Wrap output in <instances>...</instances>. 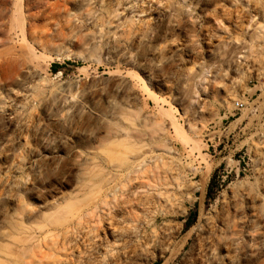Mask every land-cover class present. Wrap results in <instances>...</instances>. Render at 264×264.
<instances>
[{
	"label": "rangeland",
	"instance_id": "1",
	"mask_svg": "<svg viewBox=\"0 0 264 264\" xmlns=\"http://www.w3.org/2000/svg\"><path fill=\"white\" fill-rule=\"evenodd\" d=\"M168 1L0 0V229L11 218L35 231V264L83 254L202 264L197 239L209 217L238 204L235 220L264 223V2ZM134 144L166 170L130 181L125 210L108 184L127 183L114 159ZM144 182L162 187L146 205L136 201L148 195ZM80 188L86 201L70 197ZM106 193L119 225L140 231L129 247L95 218L73 225L86 239L79 249L53 230L41 235Z\"/></svg>",
	"mask_w": 264,
	"mask_h": 264
},
{
	"label": "bare ground",
	"instance_id": "2",
	"mask_svg": "<svg viewBox=\"0 0 264 264\" xmlns=\"http://www.w3.org/2000/svg\"><path fill=\"white\" fill-rule=\"evenodd\" d=\"M210 1L213 2L216 0ZM257 1L264 2V0ZM171 3L172 1L169 0L167 5L171 6ZM37 7L39 8V11L35 15H32L33 18H37L42 14H45L46 9L49 6L44 4L42 6L38 5ZM141 12H145V10H142ZM237 14L239 16L244 15L245 11H238ZM22 25L23 29H25V22H23ZM141 81L142 87L146 91L151 92L152 90L149 83L145 79H142ZM176 125L178 126L177 123ZM181 130L182 128L180 131ZM182 131L180 132L181 134L183 133ZM144 147V145L134 144L131 148H129V150L124 152L125 155L122 158L114 159L117 160L120 165L126 166L129 169L127 171L130 173L127 183H121L120 185L119 183L113 184L112 182H109L108 184L109 191H116L114 194L115 196L113 194L112 195L114 206L117 208L124 207L126 210L124 205L134 201L133 198L127 195L125 189L130 181L137 178L140 179L145 176L148 177V175H158L161 172V169L166 170L165 165L156 162L157 159L155 161H151L153 158H156L154 152L146 151L144 153H139V151ZM141 184L147 186L149 191L145 200L136 198V201L139 204L146 205L156 196V194L157 196L162 195L161 191H158V188L162 189L159 183L153 184V186H151L149 182ZM81 189L82 188L70 195V197L75 198L77 201H86V198H80V195L82 194L80 191ZM155 190L157 193H154ZM118 192H120V195H118ZM107 197L108 194L106 193L105 198H103L99 204H95L97 201H94L95 203L89 204V206L85 209L81 208L76 212H71V214L64 215L63 217H57L54 219L53 223L56 224L53 227L46 229V226H42L41 235L44 232H52L53 230L57 236L62 235L67 241H70L72 243V247L79 249V247L85 243L86 239L81 235L80 230L74 229V226H83L86 220H92V218H95L98 224L103 223L107 226L109 234L105 232L106 237L110 236L114 241L126 240V247H129L131 239L134 236L138 237L140 235V231L136 227L131 229L128 224H126L128 227L119 225L123 223L120 221L117 222V219L112 215L111 203L108 201ZM1 199L2 197H0V200ZM73 203L76 204L77 202ZM255 210L257 209L255 208ZM235 211L236 213L233 214L228 208L221 216H212L208 218L207 229L198 234V253L196 255L197 257H195L196 260H201L202 264H253L264 255V223H262L261 216L256 214L255 218L240 221L239 219L243 217L242 213L245 212V210H240L238 204H236ZM127 212L129 211H126L125 213L127 214ZM124 214L122 215L123 218H125ZM240 214L242 216L241 218L239 217V221L235 220ZM128 216L131 219L136 218L134 211L129 212ZM13 222V219L7 218L2 226L3 229H0V264H35V259L38 258L35 247L38 245L33 244L34 247H32V242L35 239L36 232L31 229L18 228ZM258 228L263 229L260 233L261 236L256 233ZM249 229H253V232H250ZM17 235L22 236L17 237ZM259 237H262L261 241L257 242L256 240ZM18 242L23 245V248L17 251L14 246L15 243ZM148 242V239L144 242L140 241V246L146 245ZM100 247L101 246H97L95 250L99 251ZM194 247L195 246L192 248ZM16 254H18V256H16ZM106 258L107 256L105 259ZM47 259L49 260L48 264H59V259L57 258ZM103 261L104 259L99 255H90L86 258V255L83 254L80 255L79 259H77V261L75 260L73 264H103ZM45 262V260H38L39 264H45ZM107 264H112V261H108ZM183 264H189V257Z\"/></svg>",
	"mask_w": 264,
	"mask_h": 264
},
{
	"label": "trees",
	"instance_id": "3",
	"mask_svg": "<svg viewBox=\"0 0 264 264\" xmlns=\"http://www.w3.org/2000/svg\"><path fill=\"white\" fill-rule=\"evenodd\" d=\"M59 65H55V67H53V70H55V71H57V70H59ZM211 184H212V182H211ZM208 194L210 195V196H212V189L209 187V189H208ZM194 220V219H193ZM192 223V221L189 223V222H187V226H189L190 224ZM156 264V263H155Z\"/></svg>",
	"mask_w": 264,
	"mask_h": 264
},
{
	"label": "built area",
	"instance_id": "4",
	"mask_svg": "<svg viewBox=\"0 0 264 264\" xmlns=\"http://www.w3.org/2000/svg\"><path fill=\"white\" fill-rule=\"evenodd\" d=\"M236 104H237L238 107H242L243 106V103L240 102V101H238Z\"/></svg>",
	"mask_w": 264,
	"mask_h": 264
}]
</instances>
